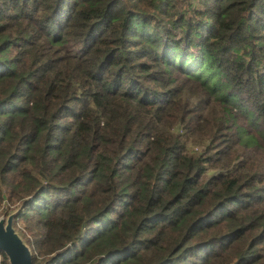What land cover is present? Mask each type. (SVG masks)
<instances>
[{"label":"trees","instance_id":"16d2710c","mask_svg":"<svg viewBox=\"0 0 264 264\" xmlns=\"http://www.w3.org/2000/svg\"><path fill=\"white\" fill-rule=\"evenodd\" d=\"M0 206L32 264H264V0H0Z\"/></svg>","mask_w":264,"mask_h":264},{"label":"water","instance_id":"95a60500","mask_svg":"<svg viewBox=\"0 0 264 264\" xmlns=\"http://www.w3.org/2000/svg\"><path fill=\"white\" fill-rule=\"evenodd\" d=\"M18 209L0 213V252L6 264H32L30 247L13 226Z\"/></svg>","mask_w":264,"mask_h":264},{"label":"rangeland","instance_id":"374dc122","mask_svg":"<svg viewBox=\"0 0 264 264\" xmlns=\"http://www.w3.org/2000/svg\"><path fill=\"white\" fill-rule=\"evenodd\" d=\"M220 44H221V42H216V43H215V46L218 47ZM242 49H243V48H242ZM242 49H240V50H236L235 53H237L238 56L241 55V57H242V56H243ZM232 51H233V50H232ZM233 52H234V51H233ZM7 198H8V197H7ZM5 204H6V203H5ZM3 205H4V203L1 204V206H3ZM2 258H3V257H2Z\"/></svg>","mask_w":264,"mask_h":264},{"label":"built area","instance_id":"2783aa9c","mask_svg":"<svg viewBox=\"0 0 264 264\" xmlns=\"http://www.w3.org/2000/svg\"><path fill=\"white\" fill-rule=\"evenodd\" d=\"M1 261H2V253L0 252V264H1Z\"/></svg>","mask_w":264,"mask_h":264}]
</instances>
